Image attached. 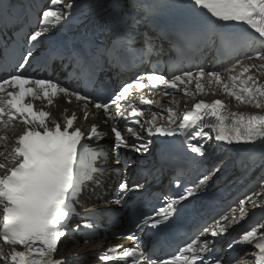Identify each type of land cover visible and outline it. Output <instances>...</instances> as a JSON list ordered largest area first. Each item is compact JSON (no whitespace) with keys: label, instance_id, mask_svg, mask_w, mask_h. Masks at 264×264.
I'll return each mask as SVG.
<instances>
[{"label":"snow or ice","instance_id":"snow-or-ice-1","mask_svg":"<svg viewBox=\"0 0 264 264\" xmlns=\"http://www.w3.org/2000/svg\"><path fill=\"white\" fill-rule=\"evenodd\" d=\"M189 4L193 11L203 14V21L190 27L192 18H174L173 28L164 30L155 25L160 6L147 0H90L84 20L105 33L107 43L85 40L72 47L63 43L46 46L47 60L68 58L86 66L83 89L62 86L51 78H31L22 71L31 63L29 58L35 59L33 51L47 34L67 22L78 5L76 0H50L42 10L38 30L28 36L30 47L26 55L22 54L23 62L18 64L15 74L0 79V241L9 246L7 252L0 248V264H71L59 246L66 239L80 243L76 237H81L87 244L96 238L99 214L81 216L76 207L81 205L85 189L94 191L102 186L109 154L103 149H90L84 143L86 140L113 138L112 165L119 167L112 170L125 177L108 201L114 205H124L129 192L144 187L136 181L129 183L128 170L135 165L138 175L152 174V168L145 169L137 159L152 155L154 146L158 147V159H162L169 141L161 138H183L186 149L200 158L224 146L259 143L264 147V111L237 112L230 110L222 99H195L205 92L215 94L219 88L241 105L264 110V83L259 79V75H264V63L255 62L264 61V0H189ZM9 7L5 0H0V20L11 24L18 18L10 16ZM162 40L169 41L178 60L189 51L216 46L218 52L234 56L235 61L222 70L215 65L206 70L198 64L195 72L172 71L168 78L154 68L107 95L95 94L90 89L89 83L94 82L95 76L92 69L101 61L123 67L130 53L135 52L143 63ZM137 43L139 48L135 47ZM249 49L255 54H248ZM241 55L243 58H239ZM193 83L194 89L189 87ZM145 89L150 94L172 95L170 103L177 107L175 93L195 102L181 111L171 106L156 111L154 107L159 102L149 99ZM61 96L69 104L81 105L84 120L95 118L100 112L106 119L92 123L87 132L79 125L77 114H68L66 108L58 120L44 108ZM36 101L44 107L37 108ZM147 111L151 112L150 119H144ZM165 113L166 122L158 125L157 118H163ZM17 127L22 129L19 134ZM128 152L136 154L137 159ZM85 158L89 160L87 167L83 163ZM153 167L160 171L155 162ZM219 171V165H212L191 185L177 179L175 187L179 191L163 197L162 206L130 220L123 238L133 241L134 246L108 247L99 260L104 264H236L243 259L240 248L248 245L250 250L243 256L251 259L252 264H264V222L241 226L226 244L217 242L250 217L249 208L264 211V178L257 185L260 191L252 190L244 198L195 219L189 230L177 237L179 243L171 252L153 253L138 234L146 227L157 232L171 228L185 218L187 205L192 203L190 198L208 195L209 181ZM74 216H81L83 222L70 226ZM72 258L79 259L80 254L73 253Z\"/></svg>","mask_w":264,"mask_h":264},{"label":"bare ground","instance_id":"bare-ground-1","mask_svg":"<svg viewBox=\"0 0 264 264\" xmlns=\"http://www.w3.org/2000/svg\"><path fill=\"white\" fill-rule=\"evenodd\" d=\"M257 64L264 63V61H255ZM255 71V70H253ZM259 75V74H258ZM260 82L264 83V75H259ZM216 94H219L224 97L223 100L225 101L226 105L231 106L233 109H235L237 112H245V113H258L262 112L264 110L256 109L250 105H241L238 102H236L234 99L227 97L224 93H221V90L217 88ZM230 170V169H229ZM221 173H223L221 171ZM225 173V172H224ZM250 210V208H249ZM101 245V241H97L95 243H89V244H75L67 247V250H63V247H61L60 251L63 256H68L73 253H83L90 251L92 253L94 250H96ZM86 259H83L79 264H84Z\"/></svg>","mask_w":264,"mask_h":264}]
</instances>
